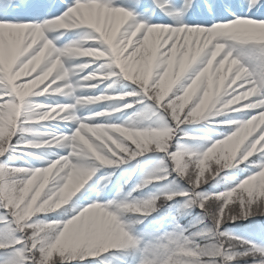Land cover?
<instances>
[{
    "label": "snow or ice",
    "instance_id": "obj_1",
    "mask_svg": "<svg viewBox=\"0 0 264 264\" xmlns=\"http://www.w3.org/2000/svg\"><path fill=\"white\" fill-rule=\"evenodd\" d=\"M0 264H264V0H0Z\"/></svg>",
    "mask_w": 264,
    "mask_h": 264
},
{
    "label": "rangeland",
    "instance_id": "obj_2",
    "mask_svg": "<svg viewBox=\"0 0 264 264\" xmlns=\"http://www.w3.org/2000/svg\"><path fill=\"white\" fill-rule=\"evenodd\" d=\"M201 125H203V124L195 125V126H193V127H194V128H198V127L201 126Z\"/></svg>",
    "mask_w": 264,
    "mask_h": 264
},
{
    "label": "trees",
    "instance_id": "obj_3",
    "mask_svg": "<svg viewBox=\"0 0 264 264\" xmlns=\"http://www.w3.org/2000/svg\"><path fill=\"white\" fill-rule=\"evenodd\" d=\"M202 128H203V126H202V127H200V129H202ZM189 130H193V128L189 127Z\"/></svg>",
    "mask_w": 264,
    "mask_h": 264
}]
</instances>
